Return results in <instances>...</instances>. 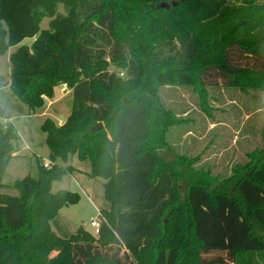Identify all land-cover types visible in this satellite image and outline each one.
Listing matches in <instances>:
<instances>
[{"label": "trees", "instance_id": "obj_1", "mask_svg": "<svg viewBox=\"0 0 264 264\" xmlns=\"http://www.w3.org/2000/svg\"><path fill=\"white\" fill-rule=\"evenodd\" d=\"M12 46L11 95L35 110L66 84L72 108L40 125L52 165L6 185L20 135L4 122L11 115L0 94V264H220V253L231 264H264V148L225 188H211L216 178L193 169L195 160L185 172L160 156L179 122L162 85L202 96L219 83L264 92V2L0 0V54ZM97 122L104 127L91 132ZM74 157L104 180L110 207L98 233L80 226L63 238L51 221L81 195L53 192L52 183L82 171L61 164Z\"/></svg>", "mask_w": 264, "mask_h": 264}, {"label": "rangeland", "instance_id": "obj_2", "mask_svg": "<svg viewBox=\"0 0 264 264\" xmlns=\"http://www.w3.org/2000/svg\"><path fill=\"white\" fill-rule=\"evenodd\" d=\"M58 11L66 13L62 4ZM49 21L50 18L45 17L41 27L47 28ZM32 42V38H26L21 44ZM17 47L12 46L7 53L0 54V94L11 116H14L10 120L21 136L17 144L18 156L11 159L3 178L6 185H11L15 180L29 174L37 177L38 163L42 165L49 161V148L40 128L41 123L46 117L60 123L70 114L72 108V95L67 85L56 87L54 97L61 99L54 101L48 108L49 100L54 97L45 96L46 104L35 110H30L25 104H22L23 108L19 107L21 109L14 107L19 100L11 95L9 89L12 67L10 54ZM110 70L118 76L123 72L122 77H126L125 70L114 64L110 65ZM206 89L207 95L202 96L189 85H162V101L174 112L179 122L170 127L167 134L168 145L160 151V156L165 161L177 163L185 172L190 169L187 161L195 160L196 162L190 163L193 169L216 178L217 181L211 188H225L226 179L234 174L236 168H244L250 163L253 151L264 148V92L252 87L245 90L221 83L210 85ZM61 164L74 165L82 171L67 173L62 179L55 180L52 191H75L80 193L81 199L76 204L63 207L52 219V228L63 238H69L80 226L94 232L91 222L101 221V211L110 207L104 194V180L87 174L91 169L89 161L82 162L74 157L68 163ZM229 188L230 193L235 195L234 186ZM4 190L17 194L15 189ZM184 193L183 187L182 197ZM256 229L258 230L257 227ZM215 257L224 259L220 264H231L225 253L216 254Z\"/></svg>", "mask_w": 264, "mask_h": 264}, {"label": "built area", "instance_id": "obj_3", "mask_svg": "<svg viewBox=\"0 0 264 264\" xmlns=\"http://www.w3.org/2000/svg\"><path fill=\"white\" fill-rule=\"evenodd\" d=\"M120 74H121V76L124 75L123 72H121ZM46 98H47V97H46ZM9 121H11V120L8 119V118H5V119H4V122H5V123H8ZM27 147H28V146H27ZM43 165H44L45 167H50V166L52 165V163H51L50 160H49L48 162H45ZM91 224H92V226L95 228V233H98V232H99V228H100V226H101V221L93 220V221L91 222Z\"/></svg>", "mask_w": 264, "mask_h": 264}, {"label": "crops", "instance_id": "obj_4", "mask_svg": "<svg viewBox=\"0 0 264 264\" xmlns=\"http://www.w3.org/2000/svg\"><path fill=\"white\" fill-rule=\"evenodd\" d=\"M64 85H66V84H62V86H64ZM56 89V88H55ZM69 92L71 93V90L69 89ZM61 99V97L60 98H55L54 97V99L52 100V99H50L49 100V106H47V108L48 107H50V105H53L55 102H57L58 100H60ZM55 101V102H54ZM16 104V105H15ZM14 105V107H16V108H19V107H21V108H23V106L24 105H22V103H20V101L19 102H17V103H15ZM10 106H13V105H10ZM21 108H19V109H21ZM25 108V107H24ZM8 112H9V110H8ZM9 114H10V112H9ZM11 115V114H10ZM29 115H31V114H29ZM13 117L14 116H11V118L10 119H13ZM12 121V120H11ZM18 131V130H17ZM20 133V132H19ZM20 138H21V136H20Z\"/></svg>", "mask_w": 264, "mask_h": 264}, {"label": "water", "instance_id": "obj_5", "mask_svg": "<svg viewBox=\"0 0 264 264\" xmlns=\"http://www.w3.org/2000/svg\"><path fill=\"white\" fill-rule=\"evenodd\" d=\"M160 6L163 7V8H169L170 4H168L166 2H163V3H161ZM103 127H104V123L103 122H97L91 127L90 131L91 132H95V131L99 130L100 128H103Z\"/></svg>", "mask_w": 264, "mask_h": 264}]
</instances>
